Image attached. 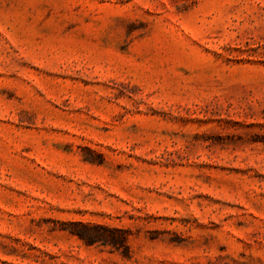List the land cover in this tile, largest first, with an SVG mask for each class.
I'll list each match as a JSON object with an SVG mask.
<instances>
[{
    "label": "rangeland",
    "instance_id": "obj_1",
    "mask_svg": "<svg viewBox=\"0 0 264 264\" xmlns=\"http://www.w3.org/2000/svg\"><path fill=\"white\" fill-rule=\"evenodd\" d=\"M0 264H264V0H0Z\"/></svg>",
    "mask_w": 264,
    "mask_h": 264
},
{
    "label": "trees",
    "instance_id": "obj_2",
    "mask_svg": "<svg viewBox=\"0 0 264 264\" xmlns=\"http://www.w3.org/2000/svg\"><path fill=\"white\" fill-rule=\"evenodd\" d=\"M79 235H80V234H79ZM122 240H123V238H122ZM122 240H121V241H122Z\"/></svg>",
    "mask_w": 264,
    "mask_h": 264
}]
</instances>
